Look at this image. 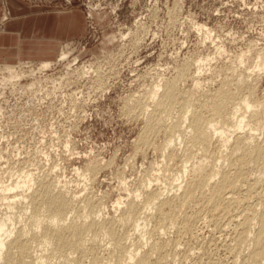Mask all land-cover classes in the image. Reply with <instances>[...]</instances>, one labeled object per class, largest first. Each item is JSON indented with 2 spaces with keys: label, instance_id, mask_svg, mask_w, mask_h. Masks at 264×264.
I'll return each instance as SVG.
<instances>
[{
  "label": "rangeland",
  "instance_id": "1",
  "mask_svg": "<svg viewBox=\"0 0 264 264\" xmlns=\"http://www.w3.org/2000/svg\"><path fill=\"white\" fill-rule=\"evenodd\" d=\"M16 15L19 16L16 24L28 23L25 31L36 36L42 33L40 20L44 16H53V20L61 24L68 22L66 35L69 36L64 38L71 40L61 42L51 59L22 58L17 45L4 49L5 37L9 35L4 23ZM200 26L203 28L199 29ZM44 32L49 33L48 30ZM0 39V66L17 67L21 62L26 64L23 67L26 69L28 65L36 67L41 62L53 63L38 75L42 80L55 77L61 81L68 66L69 69L90 66L87 74L75 77L69 85L61 81L56 88L57 85L43 82L36 96L23 93L21 87L2 83L3 78H0V111L7 109V114L0 118V157L3 156L0 170L5 184H13L26 173L36 179L43 178L67 199L76 196L72 205L76 209L74 213L78 212V205L90 199L103 212L98 221L107 226L121 216L135 196L141 195L135 199L137 202L143 199L148 182L151 186L147 192L155 191L163 201L175 202L181 198L182 190L178 187H184L190 176L182 172L183 157L179 146L171 148L174 153L168 158L164 149L167 134L160 127L148 134L147 115L137 108L142 105L152 111L154 101L150 96L157 90L156 86L167 81H178L176 85L182 94L178 101L184 104H193L194 100L198 105L201 91L216 90L234 56L246 53L250 46L264 48V0H0ZM66 47L70 55L60 61V53ZM253 62L249 59L248 64ZM30 81L27 77L17 84L23 87ZM196 81L202 84V89H195ZM17 89L21 91L18 93ZM263 89L264 67L258 76L257 98L262 97ZM188 96H195L198 101ZM22 109L28 110L25 115ZM254 134L260 136L259 132ZM221 150V155H225V149ZM91 164L97 166L94 172L88 171ZM263 181L262 185L255 186L256 191L253 189L255 196L250 199L253 205L264 199ZM243 186H240V196L247 187ZM20 191L11 195L20 196ZM254 197L256 200L258 197L256 202ZM200 203H191V210V204L183 206V215L176 219L177 226L183 223L186 215L185 218L199 213L203 206ZM2 206L5 207L0 204V216L5 213ZM240 207L244 206L233 207L222 220L220 216H207L206 220L204 214H200L202 217L198 214L199 219H192L190 224L194 231L190 232V237L189 233L182 234L167 226L159 232L157 229L162 226H157L152 216L145 221V228L133 233L128 227V233L132 234L126 242L132 245L130 248L138 253V258L156 245L149 256V264H231L235 258L229 248L233 228L242 220L238 216ZM80 213L83 212L78 213L82 216ZM224 221L231 222L224 226ZM118 229L121 231L117 228L116 233L120 232ZM99 243L103 250L98 251L99 257L109 261L108 248L103 247L108 239L102 238ZM87 259L83 261L89 264Z\"/></svg>",
  "mask_w": 264,
  "mask_h": 264
},
{
  "label": "bare ground",
  "instance_id": "2",
  "mask_svg": "<svg viewBox=\"0 0 264 264\" xmlns=\"http://www.w3.org/2000/svg\"><path fill=\"white\" fill-rule=\"evenodd\" d=\"M200 28H203V26H200ZM69 55L70 49L66 47L60 53L59 60H65ZM233 58L235 59L230 61L231 67L229 66L230 68L224 70V73L227 72V74L223 77L219 75L222 79L220 78L221 82L216 90L201 91L202 100L195 98V96L192 98V94L188 96L192 100L194 98L196 101L199 100L198 105H195L194 100L195 104H193L195 106L191 104V99L188 100L190 102L188 104L179 103L178 98L182 94L179 93L176 85L178 81L172 80L156 86L157 90L152 92L153 94L150 96L153 99L151 100L154 101L152 102V104L154 103L152 111L148 109L149 112L142 105L137 108L140 113L147 115L145 126L148 134H151L153 128L155 130L156 127L163 128L165 134H167L164 149L167 151L168 158H171L174 153L171 148L179 146L178 149L183 157L180 158L182 172L190 176V179L186 178L190 181L187 180L188 182L186 181L184 187H178V190H182L179 200H175V202H172V200L163 201L160 198L161 195L155 193V191L147 192L151 186L148 182L149 185L145 187L147 190L143 193L145 195L142 200L139 202L135 200L141 196L138 194V196H135L134 201H129L130 203L125 206V210L117 220L114 219L110 225L103 226L98 221L99 215L103 212L90 199H85L82 202L83 205H78L80 206L78 212L74 213L73 211H76V209L72 205L76 196L67 199L59 190L55 192L56 187L53 189L52 185L46 184L43 178L36 179L30 173L19 176L21 174L19 171L17 172L19 173L17 181L13 184L12 182L5 184L0 170V204L5 206H2L3 209L5 208V213L0 216V264H83L85 258H89L87 259L89 264H104L103 261L106 263L107 259L102 260L98 255V251L102 250V244L99 243L102 238L108 239V243H103V247L108 248L111 257H109V261L113 264H133L134 262V264H149V256L156 250V245H152L146 253L138 258V253L132 250V245L128 246L126 242L132 234L128 233V227H131L134 233L145 228V221L154 216L153 218L157 221L156 225L162 226L160 227L162 229H157L159 232L165 229L164 226H167L182 234L189 233L190 237V232L194 233L190 224L192 219L196 220L199 217L198 214H204V219L207 216L211 218L220 216L222 220V217L227 215L235 206L244 207L239 208L240 215L238 216L242 218H238L242 220L238 221L239 223L233 228V239L229 250H231V254H234L235 260L231 264H264V199L259 200L260 202L255 205L250 202V199L253 200V189L264 180V89L261 98H257L255 95L258 76L264 67V48L250 46L246 53L243 52ZM249 59L254 61L253 64H248ZM52 64L41 62L36 67L28 65L26 69H23L26 64L21 62L17 63V67L11 64L1 65L0 78H3V82H1L8 83L7 85L10 84L14 88L16 86L21 87L23 93L36 96L39 93L38 88L43 87V82L46 85L56 86L61 81H65V84L69 85L75 77L82 78L87 74L86 70L90 67L84 69L85 67L79 68V66L76 69H69L68 66L64 69L66 72H63L64 75L62 74V76L65 77H61V81L55 79V77L52 79L49 76L44 80L39 78L38 75H42ZM27 77L31 78L30 83L23 87L18 86L19 82ZM201 85L196 81L194 87L199 89L202 87ZM63 86L66 85L63 84ZM10 89L12 90V88ZM17 90L18 93L21 91ZM35 96H32V98H35ZM43 96L41 95V97ZM37 98L39 99V96ZM147 98L144 97V100ZM147 101L149 99L145 102L147 103ZM145 102H143L144 105ZM6 110L2 111L1 109L0 118L1 115L7 114ZM25 111H23L24 115ZM255 132H259L260 136L257 137L254 134ZM260 137H262V140ZM145 141L147 143V140ZM221 148L225 149V155H221ZM197 154H199V160L196 161ZM90 166L91 168L88 170L90 172L97 169L96 165L91 164ZM76 172L78 171L76 170ZM12 176L10 179H12ZM243 185H247V187L243 192L244 195L240 196V186ZM242 188L244 189V186ZM17 190L22 191H20L21 194L19 193L20 196L11 195ZM26 192L29 194H26ZM258 197H256L257 200ZM257 200L255 199V202ZM24 202L26 205H24ZM193 202L203 203L202 210L187 218H185L187 215L182 216L185 220L180 226H177L176 219L183 215L181 208ZM191 207L192 204L189 207L190 210ZM189 208L187 211H189ZM236 210L238 211V207ZM80 211L84 213H80L82 216L78 214ZM69 215H71L70 222L68 221ZM220 218L219 221L221 222ZM204 219L203 221L207 220ZM227 222L224 221V226ZM117 228H121V231L118 229L119 233H116ZM149 234H152V232ZM157 234L159 233L157 232ZM109 261L106 264H109ZM85 262L84 264H86ZM156 262L158 263V260Z\"/></svg>",
  "mask_w": 264,
  "mask_h": 264
},
{
  "label": "crops",
  "instance_id": "3",
  "mask_svg": "<svg viewBox=\"0 0 264 264\" xmlns=\"http://www.w3.org/2000/svg\"><path fill=\"white\" fill-rule=\"evenodd\" d=\"M18 17L19 16L16 15L11 21L4 23V29L9 33V35L5 37L6 40H4V49L12 48L13 45H17L22 58L51 59L55 56L56 50L61 42L71 40L64 38L69 36L66 35L69 26L68 22L61 24L58 21L55 22L53 16H44V18L40 20V32L42 33L39 36H36L34 33L27 34L28 32L25 31L28 28V23L22 22L19 23V25L16 24L15 21ZM48 21L50 22L48 23ZM34 29L36 30V28H33V30ZM47 30L49 33L46 34L44 31ZM64 31L66 33H64ZM18 34L19 36H17ZM29 46L33 47L34 50L28 48Z\"/></svg>",
  "mask_w": 264,
  "mask_h": 264
}]
</instances>
